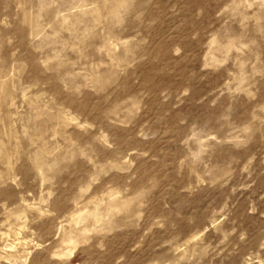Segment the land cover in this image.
<instances>
[{
  "label": "rangeland",
  "instance_id": "1",
  "mask_svg": "<svg viewBox=\"0 0 264 264\" xmlns=\"http://www.w3.org/2000/svg\"><path fill=\"white\" fill-rule=\"evenodd\" d=\"M0 264H264V0H0Z\"/></svg>",
  "mask_w": 264,
  "mask_h": 264
}]
</instances>
